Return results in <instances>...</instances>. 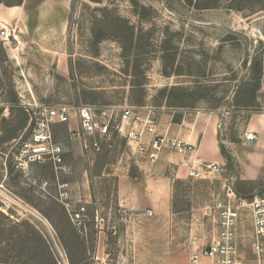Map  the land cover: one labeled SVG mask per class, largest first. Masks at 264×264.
I'll use <instances>...</instances> for the list:
<instances>
[{
    "label": "rangeland",
    "instance_id": "374dc122",
    "mask_svg": "<svg viewBox=\"0 0 264 264\" xmlns=\"http://www.w3.org/2000/svg\"><path fill=\"white\" fill-rule=\"evenodd\" d=\"M23 3L24 36L0 18L10 32L0 35V264H189L187 244L199 251L216 235L214 206L228 183L264 195V0ZM36 104L149 105L160 125L171 114H212L226 162L175 178L173 154L151 163L121 138L87 150L70 138L74 120L52 129L63 169L20 160ZM257 124L259 139L248 141Z\"/></svg>",
    "mask_w": 264,
    "mask_h": 264
},
{
    "label": "built area",
    "instance_id": "2783aa9c",
    "mask_svg": "<svg viewBox=\"0 0 264 264\" xmlns=\"http://www.w3.org/2000/svg\"><path fill=\"white\" fill-rule=\"evenodd\" d=\"M0 35L9 38L8 28L2 27ZM32 109L36 125L32 141L26 143L24 151L17 156L20 160L26 158L33 163H51L55 168L63 169L66 149L61 142L53 139L52 129L56 124H71L74 120L78 126L71 130L70 138L87 150L91 148L94 152H103L105 148H111L117 138H121L129 149L145 155L151 163H156L166 150L177 154L179 165L187 168L191 178L218 171L220 167L218 163L203 161L197 154L195 143L170 136L167 132L161 133V110L153 106L36 104ZM172 115L174 119L175 115ZM246 139L256 141L259 133L249 130ZM214 209L218 215L216 235L199 251L191 242L187 244L191 252L189 264H264V195L243 196L231 182L226 185L225 194L216 201ZM148 212L153 213L152 210ZM73 215L74 220L81 218L80 213ZM244 216L251 219L248 256L240 252V226L245 224Z\"/></svg>",
    "mask_w": 264,
    "mask_h": 264
},
{
    "label": "crops",
    "instance_id": "0c3cea01",
    "mask_svg": "<svg viewBox=\"0 0 264 264\" xmlns=\"http://www.w3.org/2000/svg\"><path fill=\"white\" fill-rule=\"evenodd\" d=\"M0 14L3 15L0 18H5L7 21H14L15 24L18 27H20V31H21L20 34L22 33L24 36L25 32H22L24 31L22 30V28L28 29L27 27L28 20H24L27 16L25 3L21 5H12V6H6L3 3H0ZM1 29L2 28H0V31ZM1 37L3 38V36ZM4 44L7 52L9 53L8 42L5 41ZM204 113L205 112H201V111L192 114L188 113L186 115H182V117L179 120H174L173 115L171 114L170 117L167 118L166 120L167 122L163 121V125H160L159 131L161 133L167 132L170 136L178 137L184 140H189L195 143L198 146L197 154L203 161L215 162L224 165L226 162V156L223 150L221 149V144L218 138L219 130L216 126L218 124V118H214L212 114H209L206 117L204 116ZM261 130L262 128H260V125L258 124L255 125L254 128L252 129V131H256V132L258 131V133ZM260 135L261 134L259 133V136ZM165 152H169L173 154L175 157L173 163L176 166H178L175 169L176 172L175 178H179V179L188 178L189 175L187 168L179 165V156L168 150L164 151L163 153ZM163 157L164 159H166L168 157V153L164 154Z\"/></svg>",
    "mask_w": 264,
    "mask_h": 264
},
{
    "label": "trees",
    "instance_id": "16d2710c",
    "mask_svg": "<svg viewBox=\"0 0 264 264\" xmlns=\"http://www.w3.org/2000/svg\"><path fill=\"white\" fill-rule=\"evenodd\" d=\"M24 1H25V0H0L1 3L5 4V5H7V6L16 5V4H19V5H20V4H23ZM187 1H189L190 3L193 2V0H187ZM236 8H237L238 10H242V9H243V7H239V6H236ZM252 65H253V64H252ZM181 117H182V115H181ZM177 118H179L178 115L174 117V120H177ZM235 188H236V190H237V192H238L239 194H241V195H243V196H251V195H244V194L241 192V190L238 188V183L236 184Z\"/></svg>",
    "mask_w": 264,
    "mask_h": 264
},
{
    "label": "water",
    "instance_id": "95a60500",
    "mask_svg": "<svg viewBox=\"0 0 264 264\" xmlns=\"http://www.w3.org/2000/svg\"><path fill=\"white\" fill-rule=\"evenodd\" d=\"M227 148V147H226Z\"/></svg>",
    "mask_w": 264,
    "mask_h": 264
}]
</instances>
